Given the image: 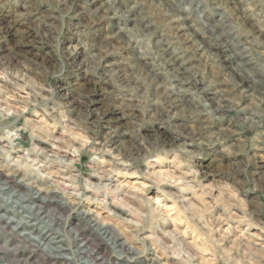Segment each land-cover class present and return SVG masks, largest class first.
Instances as JSON below:
<instances>
[{"label":"clouds","instance_id":"obj_1","mask_svg":"<svg viewBox=\"0 0 264 264\" xmlns=\"http://www.w3.org/2000/svg\"><path fill=\"white\" fill-rule=\"evenodd\" d=\"M0 264H264V0H0Z\"/></svg>","mask_w":264,"mask_h":264}]
</instances>
